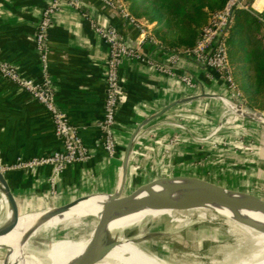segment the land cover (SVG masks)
Here are the masks:
<instances>
[{"label": "crops", "instance_id": "obj_1", "mask_svg": "<svg viewBox=\"0 0 264 264\" xmlns=\"http://www.w3.org/2000/svg\"><path fill=\"white\" fill-rule=\"evenodd\" d=\"M50 1L0 0V58L23 77H42L35 32ZM78 1V8L61 1L53 17L48 31V73L58 107L77 127L91 156L64 167L56 175L53 188L50 165L1 170L19 212L61 206L79 197L128 192L161 177L195 179L157 182L153 190L203 180L264 200V124L232 116L218 127L224 105L217 95L227 96L229 92L214 68L184 55L175 70L189 75L195 87L143 61L130 57L122 60L116 151L106 153L99 144L98 122L104 115L108 49L90 21L115 27L130 45H140L142 53L158 64L169 65L175 49L162 45L153 34L154 25L149 26L143 17L137 19L147 24L154 41L147 38L142 42L139 29L104 0ZM257 33H253L255 38ZM61 148L44 106L0 76V167L14 164L19 157L28 160ZM148 195L140 192V197ZM193 198L188 196L173 205H186ZM193 209L186 205L181 213L193 214ZM1 210L0 191V214Z\"/></svg>", "mask_w": 264, "mask_h": 264}, {"label": "bare ground", "instance_id": "obj_2", "mask_svg": "<svg viewBox=\"0 0 264 264\" xmlns=\"http://www.w3.org/2000/svg\"><path fill=\"white\" fill-rule=\"evenodd\" d=\"M247 113L253 117L252 112L247 111ZM181 182L189 183L153 190L160 198L149 195L140 197L139 193L136 198L104 216L99 224L98 235L89 249L93 250L107 236L114 234L121 244L97 255L93 264H173L148 252L143 246V237L157 229L162 233H168L171 218L178 224L187 226L195 215L199 213V216L203 217L209 211L216 213L213 218L223 217L229 231L239 234L240 240L235 246L240 253L244 252L246 247L249 248L233 264H264V209L249 211L218 203H204L193 206V214H184L181 213V209L186 205L190 207L188 204L173 205L184 202L188 196H201L214 201L226 200L240 205H247L243 202L264 205V201L241 192L211 190L202 181ZM107 199V195H92L60 211L46 209L42 212L22 214L15 228L9 234L0 237V249L8 250V255L2 264L75 263L85 252L89 238H69L65 234L79 227L81 220L89 215L99 216ZM1 202L0 224L10 215L8 211L5 212V199L2 196ZM229 211L238 212L226 214ZM85 222L83 226L86 225ZM49 230L54 232L53 237L46 234ZM2 241L4 244L1 245ZM33 243H38L39 247L31 249ZM244 259L260 261L247 262ZM84 261L82 259L80 263Z\"/></svg>", "mask_w": 264, "mask_h": 264}, {"label": "built area", "instance_id": "obj_3", "mask_svg": "<svg viewBox=\"0 0 264 264\" xmlns=\"http://www.w3.org/2000/svg\"><path fill=\"white\" fill-rule=\"evenodd\" d=\"M61 1H66L75 8L79 7L78 0H51L43 9L35 32V47L42 64L41 79L35 80L23 77L16 67L0 58V76L16 83L44 106L51 116L54 134L62 143L60 150L52 151L28 160L19 157L14 164L0 167V170L50 165L53 171L49 178L52 188L54 187L56 175L64 167L75 162L85 161L91 156V151L79 136L77 127L69 121L66 113L58 107L55 99V91L48 73V31L54 15L60 8ZM104 2L110 8L118 11L139 29L142 42L147 38L154 41L149 33L147 24L133 17L122 0H104ZM237 9L247 11L257 20L261 27L258 38L264 45V0H225L221 8L209 14L206 23L201 27L195 44L192 47L172 51L169 65L158 64L150 57H147L142 53L140 45L137 48L131 46L115 27L103 26L92 20L90 21L93 30L105 41L108 49L104 115L98 122L101 132L99 144L108 155H113L116 151L115 121L122 99L119 69L125 57L153 65L164 74L177 76L188 87H195V81L189 75L177 73L175 70V64L181 55L193 59L198 64L214 68L217 71L219 79L224 83L229 92L227 96L217 95L224 105L222 118L220 119L218 127L222 123L231 121L232 116L249 118L246 116L250 115L247 111L253 113L255 119H251L258 122L264 121V112L259 114V112L250 110L245 105L242 94L232 75L227 50V37ZM83 15L87 16L85 13Z\"/></svg>", "mask_w": 264, "mask_h": 264}, {"label": "trees", "instance_id": "obj_4", "mask_svg": "<svg viewBox=\"0 0 264 264\" xmlns=\"http://www.w3.org/2000/svg\"><path fill=\"white\" fill-rule=\"evenodd\" d=\"M135 18L144 17L152 27L154 36L167 48H190L195 44L201 27L214 10L221 8L225 0H122ZM167 15L178 20L184 35L170 36ZM259 25L247 11L237 9L227 37V50L232 75L245 104L251 108H263L264 102V45L256 51H248ZM262 103V105H260Z\"/></svg>", "mask_w": 264, "mask_h": 264}, {"label": "rangeland", "instance_id": "obj_5", "mask_svg": "<svg viewBox=\"0 0 264 264\" xmlns=\"http://www.w3.org/2000/svg\"><path fill=\"white\" fill-rule=\"evenodd\" d=\"M166 17V23L170 25V36L173 38L177 35H184V31L179 26L178 20L170 17L169 15ZM143 19L144 21L146 20L144 17ZM147 23L149 26L155 25L154 22ZM260 28L261 27L259 25L257 37L260 34ZM257 39L259 42H257L255 39L251 40L248 51H256L260 48V43L262 44V42L259 38ZM260 105H262V103H260ZM251 109L254 110L255 108ZM256 110L259 112H264V107L260 109L256 108ZM247 205L254 204L250 203ZM214 214L216 213L209 211L206 212L203 217H200L198 213L191 219L190 224L187 226L181 223L178 224V222L173 221L171 218V227L168 233H162V231L159 229L151 232L150 234L153 236L148 238L146 241L143 240V246L149 249L152 253L157 254L162 259L173 264H233L234 262L238 261L240 259L239 257L245 254L249 248L246 247L245 251L240 253V251H238L235 246V243L240 240L239 234L229 231L228 225L224 222L223 217L216 216V218H213L215 216ZM84 222L86 223L85 226H83ZM90 222V217L82 219L81 225L71 229L67 234H65V236L69 238H80L88 231ZM53 233L54 232L52 230L46 232V234L50 235L51 237H53ZM35 240H37V238ZM2 244H4V241L1 242V245ZM38 247V243H33L30 246L31 249ZM183 252L187 254H184ZM7 255L8 250L0 249V264L4 262ZM244 261L255 262L260 260L251 261L244 259Z\"/></svg>", "mask_w": 264, "mask_h": 264}, {"label": "water", "instance_id": "obj_6", "mask_svg": "<svg viewBox=\"0 0 264 264\" xmlns=\"http://www.w3.org/2000/svg\"><path fill=\"white\" fill-rule=\"evenodd\" d=\"M131 46L136 47V48L139 47L138 44H134V43H131ZM249 109L253 110L251 108H249ZM255 112H259V111H255ZM260 113L261 112H259V114ZM246 116L249 118L255 119V117H252L251 115H246ZM261 122L264 124L263 120ZM175 178L195 179V178H189V177H169V178L161 177V178H157V179H154L152 181L143 183L141 185H138L137 187L133 188L132 190H130L128 192H122V190H121V191H117L116 193L107 195L108 199L104 203V206H103L104 208H103L102 212L100 213V215L99 216H95V215H89L88 216L91 218V222L88 226V231L86 233H84L80 237V239L81 238L82 239L89 238V242H88V245H87L86 250L83 253V255L73 264H81L80 262L82 259L85 260L84 263H82V264H93L94 258L97 255L121 244L119 239H116V237H115L116 234H114L112 236H107V238L101 244H99L96 248H94L93 250L89 249L91 243L93 242V240L98 235L99 224L102 221V219L104 218V216H106L110 211L114 210L118 206L123 205L126 202L136 198L141 191L147 192L149 194V196L160 198V196H158L153 191V189L151 188L152 185L157 183V182L167 181V180H171V179H175ZM197 180H199V179H197ZM199 181H202L205 185H207V188L211 189V190H218V191H223V192H241V191H235V190L227 189V188H224V187H221L219 185H215V184L203 181V180H199ZM0 191H1V196L3 197V199H5V205H6L5 206V212L8 211L10 214L9 217L6 218L2 224H0V237L9 234L15 228V226L17 225V222H18V220L22 214L42 212L46 209H53L56 211H60V210L66 209V208L74 205L75 203H77L81 199L87 198V197H79V198L74 199V200H72V201H70L64 205H61V206H49L43 210L20 213L17 201H16L13 193L11 192V189H10L6 179H5L4 174L1 172V170H0ZM242 193H245V192H242ZM245 194H248V193H245ZM248 195H250V194H248ZM253 197H255V196H253ZM255 198H257V197H255ZM260 200H262V199H260ZM262 201H264V200H262ZM204 203H218V204H222V205H225L228 207L243 209V210H249V211L264 209V205H240V204H235V203H232L231 201H226V200L214 201L212 199H207V198H204L201 196H196L193 199H190L187 204H188V206L193 207V206H198V205H201ZM151 236H153V235L147 234L143 237V240L146 241ZM144 248L148 252H151L146 247H144Z\"/></svg>", "mask_w": 264, "mask_h": 264}]
</instances>
